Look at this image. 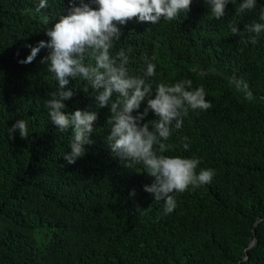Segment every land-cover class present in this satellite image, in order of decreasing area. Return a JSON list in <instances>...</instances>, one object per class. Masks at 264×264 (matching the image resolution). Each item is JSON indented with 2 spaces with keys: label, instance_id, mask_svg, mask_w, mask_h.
Segmentation results:
<instances>
[{
  "label": "trees",
  "instance_id": "obj_1",
  "mask_svg": "<svg viewBox=\"0 0 264 264\" xmlns=\"http://www.w3.org/2000/svg\"><path fill=\"white\" fill-rule=\"evenodd\" d=\"M39 2L0 0V264H264V32L245 28L264 23V0L242 14L235 0L220 20L205 0H193L172 21L117 25L122 35L110 52L125 50L130 75L143 76L147 55L156 64L153 91L191 80L212 104L189 110L165 141L171 148L163 155L199 158L197 173L215 172L210 184L174 193L170 214L143 190L153 180L143 167L129 169L111 154V112L97 108L91 89L78 90L63 111L98 113L93 143L74 164L64 159L72 130L60 132L45 106L58 89L41 63L48 50L30 64L18 61L30 54L28 45L49 39L45 30L69 14L70 0H48L37 13ZM233 24L240 36L232 35ZM16 120L27 122L28 140L18 131L9 138Z\"/></svg>",
  "mask_w": 264,
  "mask_h": 264
},
{
  "label": "clouds",
  "instance_id": "obj_2",
  "mask_svg": "<svg viewBox=\"0 0 264 264\" xmlns=\"http://www.w3.org/2000/svg\"><path fill=\"white\" fill-rule=\"evenodd\" d=\"M98 9L90 7L85 0H70L69 14L60 16L51 28L45 30L47 41L40 40L30 47L26 59L18 61L30 64L42 49L48 50V55L41 63L48 66V71L58 84V89L50 93L45 106L48 109L50 121L60 132L72 130L70 152L64 154L68 164H74L78 158L86 154L85 145H91L90 139L98 119L96 111L76 110L73 113L63 111L65 101L72 99L77 91L94 92L97 108L109 107L111 112V130L107 136V144L111 154L125 167L131 169L141 165L150 177V185H144L143 190L154 194L155 201L164 202L165 214H170L177 206L174 193H183L189 189L210 184L215 172L213 169L197 168L201 163L199 158H184L166 156L163 153L170 150L166 144L173 130H179L183 125V116L191 111H207L212 108L206 100L203 87L192 89L191 80L177 81L172 85L159 83L153 91L151 78L156 76V64L147 55L144 57V74L136 77L129 74L127 65L129 56L121 49L115 57L110 50L113 43L121 38L122 32L117 25H125L134 18L138 22H150L154 25L161 20L172 21L181 13L191 11L193 0H93ZM235 0H205L212 15L220 20L226 14V6ZM257 0H242L238 14L251 11L256 7ZM48 7V0H40L36 12ZM47 23L49 18L43 17ZM260 19L264 21V12ZM251 33L264 32V23L245 25ZM233 36H240L237 24L230 26ZM255 45V36L249 38ZM128 52L131 49L127 50ZM83 81L81 88L68 87L72 81ZM237 87L247 84L235 81ZM249 95H251L249 93ZM116 99H113V97ZM142 104L143 111H140ZM135 113V115H133ZM152 113L154 119H147ZM19 132L20 138L28 140L29 132L25 120H16L9 128V138L14 139ZM187 139V138H185ZM185 150L188 144H184ZM129 195L135 196V190ZM139 210V208L137 209Z\"/></svg>",
  "mask_w": 264,
  "mask_h": 264
},
{
  "label": "water",
  "instance_id": "obj_3",
  "mask_svg": "<svg viewBox=\"0 0 264 264\" xmlns=\"http://www.w3.org/2000/svg\"><path fill=\"white\" fill-rule=\"evenodd\" d=\"M251 245V244H250Z\"/></svg>",
  "mask_w": 264,
  "mask_h": 264
}]
</instances>
